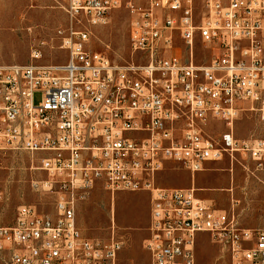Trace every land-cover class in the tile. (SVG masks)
Here are the masks:
<instances>
[{
  "label": "built area",
  "instance_id": "1",
  "mask_svg": "<svg viewBox=\"0 0 264 264\" xmlns=\"http://www.w3.org/2000/svg\"><path fill=\"white\" fill-rule=\"evenodd\" d=\"M53 1L71 22L58 31L66 62L38 64L36 47L31 63L0 64V151L41 155L47 179L31 186L57 194L54 215L22 204L12 225H0L7 264H136L122 256L127 240L116 234L114 218L109 238L82 235L77 203L97 186L112 198L149 192L147 264H197L201 233L230 264H264V227L242 226L194 186L157 183L171 161L191 175L226 155L231 164L240 157L264 170V138L235 131L243 111L264 121V0H204L200 18L196 0ZM122 6L131 14L135 75L128 60L112 62L89 47L92 28ZM198 37L218 48L207 64L194 62ZM177 39L186 57L174 53ZM215 120L227 127L217 137L206 132Z\"/></svg>",
  "mask_w": 264,
  "mask_h": 264
},
{
  "label": "rangeland",
  "instance_id": "2",
  "mask_svg": "<svg viewBox=\"0 0 264 264\" xmlns=\"http://www.w3.org/2000/svg\"><path fill=\"white\" fill-rule=\"evenodd\" d=\"M204 11V0H196L198 18ZM130 16L125 6L113 11L106 25L92 28L89 47L106 53L112 62L124 63L132 58ZM70 23L67 13L53 0H0V64L31 63V50L36 47L42 50V58L36 63H65L67 51L60 48L58 31H67ZM74 28L81 27L75 25ZM217 52L215 44H205L198 37L194 62L207 64ZM174 53L187 56L186 45L180 39L175 43ZM40 99L41 94L37 93L35 101ZM226 130L220 120L206 128L214 137ZM235 131L238 137L264 138V121L255 111H243ZM41 159V155L31 156L21 150L0 151V225H12L22 204H33L41 212L55 214L57 194L31 186L32 180L47 179V173L39 168ZM238 160L231 165L226 155L223 160L210 163L209 169L196 175L195 188L210 191L201 192V196H210L217 207L234 213L242 226L263 228L264 170L258 169L252 160L240 157ZM192 182L191 173L178 162H168L157 175V183L162 187L186 188L191 187ZM150 205L147 191H119L112 198L108 191L97 186L78 200L77 223L84 237L107 239L112 234L114 218L116 234L127 240L122 256L126 261L147 264L148 254L142 243L148 233ZM8 256L7 251H0V264H7ZM197 264H230V260L208 233H201L197 242Z\"/></svg>",
  "mask_w": 264,
  "mask_h": 264
},
{
  "label": "crops",
  "instance_id": "3",
  "mask_svg": "<svg viewBox=\"0 0 264 264\" xmlns=\"http://www.w3.org/2000/svg\"><path fill=\"white\" fill-rule=\"evenodd\" d=\"M238 120V119H237ZM237 122V121H236ZM212 125V124H211ZM214 162H219V161H209L208 163H207V165H206V169L205 170H207V169H209V164L210 163H214ZM231 165H234V164H231ZM230 170H232V167L230 168ZM261 170V169H260ZM199 173V172H198ZM198 173H196L195 175H192V186H194L195 187V179H196V175L198 174ZM191 186V187H192ZM187 188V187H186ZM196 190H197V195L199 196V197H201V198H205V199H211V200H213L214 201V199L213 198H209L210 196H207V195H205V194H202V195H205V196H207V197H202L201 196V192L202 193H204V192H210V191H203L204 189H202V188H200V187H197L196 188ZM212 190V189H211ZM231 190V189H230ZM232 191V190H231ZM212 192V191H211ZM234 201V200H233ZM215 202V201H214ZM219 208V207H218ZM220 209H222V210H227V209H224V208H220ZM147 236H148V233H147ZM146 236V237H147ZM145 237V238H146ZM144 238V239H145Z\"/></svg>",
  "mask_w": 264,
  "mask_h": 264
},
{
  "label": "bare ground",
  "instance_id": "4",
  "mask_svg": "<svg viewBox=\"0 0 264 264\" xmlns=\"http://www.w3.org/2000/svg\"><path fill=\"white\" fill-rule=\"evenodd\" d=\"M128 65H132V68H128V75H135V70H140V63H138L137 57L130 58Z\"/></svg>",
  "mask_w": 264,
  "mask_h": 264
}]
</instances>
